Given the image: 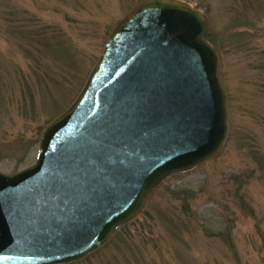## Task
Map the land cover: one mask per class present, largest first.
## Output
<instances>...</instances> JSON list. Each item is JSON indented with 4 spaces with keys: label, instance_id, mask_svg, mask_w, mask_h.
Segmentation results:
<instances>
[{
    "label": "water",
    "instance_id": "water-1",
    "mask_svg": "<svg viewBox=\"0 0 264 264\" xmlns=\"http://www.w3.org/2000/svg\"><path fill=\"white\" fill-rule=\"evenodd\" d=\"M209 28L184 0H146L118 23L35 163L0 170V264L81 259L166 177L219 151L228 118Z\"/></svg>",
    "mask_w": 264,
    "mask_h": 264
},
{
    "label": "rangeland",
    "instance_id": "rangeland-1",
    "mask_svg": "<svg viewBox=\"0 0 264 264\" xmlns=\"http://www.w3.org/2000/svg\"><path fill=\"white\" fill-rule=\"evenodd\" d=\"M146 0H0V170L35 163L117 24ZM209 20L228 132L166 177L95 251L65 264H264V0H184Z\"/></svg>",
    "mask_w": 264,
    "mask_h": 264
}]
</instances>
